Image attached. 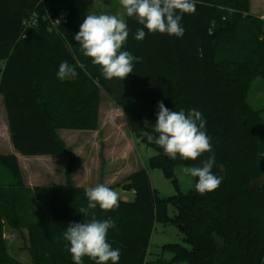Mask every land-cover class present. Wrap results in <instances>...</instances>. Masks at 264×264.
<instances>
[{
	"label": "trees",
	"instance_id": "obj_1",
	"mask_svg": "<svg viewBox=\"0 0 264 264\" xmlns=\"http://www.w3.org/2000/svg\"><path fill=\"white\" fill-rule=\"evenodd\" d=\"M251 2L198 0L196 12L183 15L182 38L145 29V39L136 41V29L143 26L125 14L129 36L121 50L137 58L133 78L147 90L149 116L157 120L160 101L173 111L196 109L206 120L212 144V152L196 160L170 159L155 144L158 134L147 127L143 113L124 107L131 132L157 152L150 166L162 169L179 188L177 166H202L214 154L212 172L222 182L204 195L193 187L189 193L160 197L141 168L119 183L134 192L133 199H120L112 211L97 206L84 216L79 209L88 203L85 189L71 180L73 156L58 131L97 129L101 93L113 97V89L74 39L83 23L74 0H0V93L12 143L22 155L70 156L66 182L43 190L46 215L26 221L21 210L35 200H29L18 157L0 154V168L11 174L9 181H0V264H22L7 250L6 222L28 229L33 264H74L63 233L71 222L90 220L91 212L99 220L115 221L108 242L120 249L118 264H264V119L247 99L253 79L264 80V19L252 13ZM62 10L66 21L60 23ZM32 13L36 23L24 26ZM62 61L75 68L77 78L57 77ZM169 204L177 210L173 216ZM157 222L181 227L189 245H166L173 253L167 263L147 260ZM83 264L95 261L85 256Z\"/></svg>",
	"mask_w": 264,
	"mask_h": 264
},
{
	"label": "rangeland",
	"instance_id": "obj_2",
	"mask_svg": "<svg viewBox=\"0 0 264 264\" xmlns=\"http://www.w3.org/2000/svg\"><path fill=\"white\" fill-rule=\"evenodd\" d=\"M101 1H104V4L101 5ZM252 1V13L264 19V0ZM105 2H108V5ZM75 3L81 10L83 20L89 14L123 15L125 19V10L119 0H93L92 2L77 0ZM112 89L113 98L105 92L101 93L99 107L101 119L95 131L79 129H60L58 131L60 138L73 156L70 177L75 187L86 190L89 187L104 184L119 194V200H131L133 191L123 189L119 183L138 169L145 168L149 173L152 188L158 192L160 197L175 195L179 190L182 193H189L195 185V178L186 174L184 169L193 166L179 165L175 168V176L179 184V188H177L162 169L150 166L149 160L157 153L156 150L131 132L123 115L109 111L111 103L119 110H122L121 108L124 106L130 107L143 113L145 124L154 130L156 121L149 116L151 104L146 88H139L125 81L121 85L114 83ZM247 99L253 108L262 111L264 119V80L261 77L253 79ZM108 146H110V150H107ZM77 155L78 158L90 155L92 158L88 161L89 165L84 168L80 162L77 165ZM29 156L22 157L20 166L24 183L30 190L29 200H35L32 206L30 203L26 204L21 210L25 214L26 221L39 219L46 215L47 200L43 190L51 184H64L70 163L68 154ZM10 179V172L1 167L0 181L6 182ZM39 192H42L41 196H39ZM168 208L169 216H173L177 212L172 204H169ZM4 235L9 254L22 264H33L29 250L28 229L26 227L17 229L6 222ZM172 243H180L189 247L184 241V233L178 225L174 223L165 225L157 222L151 236L147 260L160 259L164 263L171 261L173 253L165 246ZM173 264L189 263L181 261Z\"/></svg>",
	"mask_w": 264,
	"mask_h": 264
},
{
	"label": "clouds",
	"instance_id": "obj_3",
	"mask_svg": "<svg viewBox=\"0 0 264 264\" xmlns=\"http://www.w3.org/2000/svg\"><path fill=\"white\" fill-rule=\"evenodd\" d=\"M127 17L134 18L139 25L133 38L142 41L147 33H160L182 38L185 29L181 25L184 14H194L198 0H119ZM129 36V28L123 15L89 14L83 20L74 39L85 57L91 58L98 65L105 79L124 80L133 73L136 57L126 50H121ZM78 73L67 61L59 64L57 77L61 80L75 79ZM157 120L154 126L158 136L155 144L163 149L164 154L175 160L177 156L184 160H196L204 153L212 152L211 138L206 132V120L203 114L191 109L173 111L162 101L158 102ZM149 139H153L150 135ZM215 155L202 161V166L185 168L186 174L198 178L195 190L204 195L216 190L222 180L213 174ZM87 206L79 212L90 215V210L99 206L103 211H112L119 207V194L112 188L98 184L85 190ZM115 228L111 218L99 220L95 212L91 219L82 222H71L63 233L66 250L74 264H83L87 256L95 264H118L120 249H114L108 242V232Z\"/></svg>",
	"mask_w": 264,
	"mask_h": 264
},
{
	"label": "crops",
	"instance_id": "obj_4",
	"mask_svg": "<svg viewBox=\"0 0 264 264\" xmlns=\"http://www.w3.org/2000/svg\"><path fill=\"white\" fill-rule=\"evenodd\" d=\"M76 1L77 0H74V2H76ZM84 1L92 2L93 0H84ZM98 2L100 3V1H98ZM105 3H107V5H108V2H105ZM102 4H104V1H101V5ZM252 5H253V1L251 2V6ZM66 14H67V12L65 10H62V12L60 13V16H66ZM125 81H127L128 84L136 86L134 78H133V73L129 74L124 80H121V79H118V78H113L111 80H108V82H109L111 87H112V85L114 83H117V84L121 85ZM124 107H126V106H124ZM123 108H121L122 110H119L113 103H111L109 111L114 113V114L117 112V113L123 115V111H124ZM100 119H101V114L99 112V121H100ZM85 131H95V130H85ZM109 147L110 146L107 147V150L109 149ZM0 154H15V156L18 157V161H19L20 166H21L22 157H26V158L30 157L28 155H22L19 151L16 150V148L14 147V145L12 143L11 132H10L8 116H7V110H6V107H5L4 97H3V95L1 93H0ZM78 157L79 156L77 155L76 156L77 165H79V162H80L81 165H83V168L87 167L89 165L90 162H88V161H90V159L92 158L90 155L83 156V157H80V158H78ZM137 159H138V157H137ZM133 196H134V192H133Z\"/></svg>",
	"mask_w": 264,
	"mask_h": 264
},
{
	"label": "built area",
	"instance_id": "obj_5",
	"mask_svg": "<svg viewBox=\"0 0 264 264\" xmlns=\"http://www.w3.org/2000/svg\"><path fill=\"white\" fill-rule=\"evenodd\" d=\"M37 21V15L34 13H32V15L28 18H26L24 21H23V24L24 26H32L36 23ZM66 21V16H60L58 17L57 19V22H65Z\"/></svg>",
	"mask_w": 264,
	"mask_h": 264
},
{
	"label": "water",
	"instance_id": "obj_6",
	"mask_svg": "<svg viewBox=\"0 0 264 264\" xmlns=\"http://www.w3.org/2000/svg\"><path fill=\"white\" fill-rule=\"evenodd\" d=\"M181 228V227H180Z\"/></svg>",
	"mask_w": 264,
	"mask_h": 264
}]
</instances>
